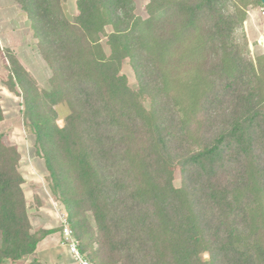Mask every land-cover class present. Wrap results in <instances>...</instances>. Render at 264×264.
<instances>
[{"label":"trees","instance_id":"obj_1","mask_svg":"<svg viewBox=\"0 0 264 264\" xmlns=\"http://www.w3.org/2000/svg\"><path fill=\"white\" fill-rule=\"evenodd\" d=\"M14 1L49 77L40 87L0 49L3 85L21 99L41 193L87 260L264 264V54L243 29L262 2L148 0L143 18L134 0H74L73 16L65 0ZM1 99L0 264H19L55 229L31 223Z\"/></svg>","mask_w":264,"mask_h":264},{"label":"rangeland","instance_id":"obj_2","mask_svg":"<svg viewBox=\"0 0 264 264\" xmlns=\"http://www.w3.org/2000/svg\"><path fill=\"white\" fill-rule=\"evenodd\" d=\"M134 1L136 5V14L143 18L146 17V5L148 0ZM63 8L67 15L73 16L75 14L74 0H65L63 2ZM243 27L245 36L247 38L250 56L255 58L257 55L264 54V13L258 8L250 10ZM34 43L32 46L27 44L29 45V50L27 48H20L10 51H12L18 60L22 62V65L25 62L24 67L36 79L38 85L40 87H45L49 77V71L46 68L44 62L35 52ZM123 72L127 76L129 84L132 87H135L134 80L132 79L131 69L126 62L123 65ZM5 78L6 71L4 69L2 58L0 57V92L2 95L1 105L4 112V141L9 145L15 146L20 153L21 159L19 171L25 181L27 197L30 204L31 223L35 229H38L40 227L37 226L36 207H38V205L35 196L37 193H40L42 190H44L43 169L41 161L34 154L33 137L25 131L22 125L21 99L20 97L9 92L3 85ZM57 109L58 124L61 125L63 116L67 111L63 107ZM49 201L51 208L53 209L52 203L55 202L52 200V198H49ZM55 204L63 211V208L58 203ZM202 258L206 259L207 256L202 255ZM30 261H24L19 264H29Z\"/></svg>","mask_w":264,"mask_h":264},{"label":"crops","instance_id":"obj_3","mask_svg":"<svg viewBox=\"0 0 264 264\" xmlns=\"http://www.w3.org/2000/svg\"><path fill=\"white\" fill-rule=\"evenodd\" d=\"M33 43L34 39L28 27L27 19L15 1L0 0V49L27 48L29 50L27 44L32 46ZM38 194L46 206L36 207L37 226L47 230L55 229V231L47 236L38 245L35 253L23 262L36 258L41 264H73L67 249L60 246L61 235L58 230L60 226L53 209L50 205L48 206L50 201L41 192Z\"/></svg>","mask_w":264,"mask_h":264},{"label":"built area","instance_id":"obj_4","mask_svg":"<svg viewBox=\"0 0 264 264\" xmlns=\"http://www.w3.org/2000/svg\"><path fill=\"white\" fill-rule=\"evenodd\" d=\"M52 205H53V212L60 226V235H61L60 246L67 249V251L71 256V260L73 264H91L87 260L85 255L79 251L77 242L74 239L72 231L68 226L66 214L64 210L62 211L61 209H59V207L55 203H52Z\"/></svg>","mask_w":264,"mask_h":264},{"label":"water","instance_id":"obj_5","mask_svg":"<svg viewBox=\"0 0 264 264\" xmlns=\"http://www.w3.org/2000/svg\"><path fill=\"white\" fill-rule=\"evenodd\" d=\"M262 2V4L264 5V0H260Z\"/></svg>","mask_w":264,"mask_h":264}]
</instances>
